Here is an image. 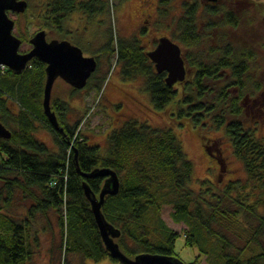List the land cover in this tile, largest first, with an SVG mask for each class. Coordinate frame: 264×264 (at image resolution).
Listing matches in <instances>:
<instances>
[{"label": "trees", "instance_id": "obj_1", "mask_svg": "<svg viewBox=\"0 0 264 264\" xmlns=\"http://www.w3.org/2000/svg\"><path fill=\"white\" fill-rule=\"evenodd\" d=\"M40 1L29 5L43 9L39 20L49 33L68 35L71 18L80 27L78 23L88 17L90 35L97 33L99 24L107 47L95 54L99 66L86 88H103L106 78L99 75L100 62L106 59L110 65L113 55L124 63V78L146 68V90L155 108L161 110L176 100L180 110L173 118L185 119L205 134V151L218 162L219 173L216 181L196 180L194 163L175 128L137 118L112 127L102 147L91 145L78 125L68 122L69 101L58 97L53 98L52 110L64 133L57 132L44 113L46 64L34 58L19 74L0 67L1 122L12 133L10 139H0V264H27L32 258L33 244H40L41 232L52 223L36 227L38 214L48 221L56 217L67 244L65 260L70 252L97 262L109 258L83 188L87 182L99 196L106 177L86 178L79 168L87 174L96 168L118 174L120 190L106 197L102 209L107 221L121 231L116 241L129 257L143 253L178 257L176 244L183 237L184 246L197 251L189 264H199L203 258L209 264H264V139L259 136L264 129V103L257 105L264 98V65L259 63L255 44L238 42L235 36L216 40L209 47L215 49V57L198 59L189 54L190 72L183 81L168 86L166 75L157 73L147 54L130 57L126 45L117 41L115 0ZM237 19L232 13L227 21H214L225 29L231 25L234 35L241 29ZM248 24L246 19L247 30ZM187 30L189 40L204 41L193 40L194 30ZM182 41L190 46L188 40ZM139 47L133 48L135 55ZM70 87L72 93L80 92ZM257 114L263 115L261 122ZM36 123L52 133L57 151L36 138L40 128ZM212 132L221 136L213 138ZM224 144L241 162L243 177L226 178L232 159L226 161L229 156L222 154ZM210 148L218 150L211 153ZM25 202L30 204L23 209ZM17 206L20 209L15 211ZM165 206L172 207L175 223L186 226L181 233L163 221Z\"/></svg>", "mask_w": 264, "mask_h": 264}, {"label": "rangeland", "instance_id": "obj_2", "mask_svg": "<svg viewBox=\"0 0 264 264\" xmlns=\"http://www.w3.org/2000/svg\"><path fill=\"white\" fill-rule=\"evenodd\" d=\"M29 4H37L40 0H27ZM42 1V0H41ZM41 1L39 3H41ZM152 1L155 0H122V3L115 11V30L116 36L120 38L121 36H128L132 33L133 29L138 23H141L144 18V12L152 14L153 17L148 18L150 23L154 25L162 19L160 28L157 29L152 27L149 32L150 38L167 36L174 39V41L180 45H184L187 49V53L191 54L193 58L204 59L206 55L205 52L208 51L211 44H214L213 40H204L195 43L188 40L190 46L182 40H179L177 35L179 28V21L181 15L183 14L182 8L179 6L180 0H174L171 4L175 7L171 11L164 14L156 13L150 6ZM245 9V18L248 20V30L246 28H241L234 31V35L238 42L242 40L244 42H252V45L256 48L259 57V63L264 65V0H245L243 2ZM236 9V8H235ZM43 10L41 7L32 8L29 5V9L24 14L11 15V18L16 21L15 34L23 37L24 40H29L31 37L42 29V23L40 22V11ZM33 12V13H32ZM241 13V11L239 12ZM35 17H34V15ZM146 18V19H147ZM208 14L204 16V22L208 25L209 22L215 23L223 22L224 19L211 18ZM89 20V18H86ZM203 19V18H202ZM215 20V21H214ZM90 21V20H89ZM199 21V19H198ZM74 20L68 22V28H76L77 24ZM82 24V23H78ZM246 25V21L243 26ZM245 31V32H244ZM76 33L72 39L69 41L75 45L80 46L83 50L84 55L94 56L103 51L104 45L106 46V39L103 34L97 40H92L95 38L94 35H90L89 32L85 33V36L79 37ZM121 35V36H120ZM63 38L67 36V33L60 35ZM59 34L55 31L48 32V39H61ZM62 38V39H63ZM246 39V40H244ZM82 40V41H81ZM128 46L126 40H117ZM129 41V40H127ZM137 41V40H136ZM135 41V43H136ZM157 40H142L136 43L134 49H137L140 45L141 55H145L146 51L153 49ZM80 43V44H78ZM118 44V43H117ZM138 45V46H137ZM30 49V45L24 44L22 50ZM117 55H113L110 60V65L106 63V59H102L100 62L99 75L105 80L102 89L93 90L92 88H86L78 93H72L71 87L64 82L62 79H58L53 88V98H60L65 101H69L70 111L67 113L66 118L71 125H78V130L80 133L87 137V142L91 145L102 147L105 145L107 140V134L115 125H120L123 121L128 119L137 118L142 120L144 123L153 124L156 126H173L179 135L184 149L189 157V159L194 163L195 168V179H213L214 181L218 178V162L212 160L210 156L206 153L204 147V136L203 132H198V130L192 128L188 124V121L183 119H174L173 114L179 113V106L175 101L169 102L163 109L155 108L153 101L151 99L150 93L146 90V68L145 72L136 73L131 77L124 78L123 61L118 62ZM261 65H259L261 67ZM126 66V65H125ZM144 66V65H143ZM262 68V67H261ZM108 73V74H107ZM264 103V98L257 105L260 106ZM116 105H120L121 108H116ZM18 109V108H17ZM260 122L263 115L258 116ZM181 123L182 126L180 125ZM40 127V123H36ZM263 128L259 130V136L264 139ZM213 138H218L221 135L215 132L210 133ZM36 138L46 144L53 151L58 150V145L54 140V136L47 129L40 127L35 132ZM225 150L222 151L224 156H229L227 160L232 159L231 163L227 165V169L231 171L226 176L230 178L234 175L243 177V167L240 161L235 157L230 155L231 146L229 144L223 145ZM211 149V148H210ZM218 149L212 148L211 153H215ZM21 198V194H19ZM29 202L22 204V208L26 209L29 206ZM20 207L17 206L15 211L19 210ZM62 210L65 211L64 208ZM14 211V210H13ZM11 212V210L9 211ZM172 207L165 206L162 210L163 221L177 233H181L186 226L183 223H175L171 218ZM19 213V212H17ZM25 213V212H22ZM13 214V213H12ZM37 223L36 227H45L49 225L51 220V225L47 229H43L40 234V244H33L34 254L27 264H120L114 262L110 258H106L100 262L94 259L84 257L83 255L70 252L66 255V241L65 235L62 229H60L56 217H50L49 221L43 214L36 215ZM176 252L178 258L185 262L186 264L191 263L197 256V251L192 248L184 246L183 237L177 241ZM199 264H209L205 258L201 260Z\"/></svg>", "mask_w": 264, "mask_h": 264}, {"label": "water", "instance_id": "obj_3", "mask_svg": "<svg viewBox=\"0 0 264 264\" xmlns=\"http://www.w3.org/2000/svg\"><path fill=\"white\" fill-rule=\"evenodd\" d=\"M28 6L27 0H0V66H6L19 74L29 66L34 58L46 64L44 113L51 126L57 132L64 133L56 112L52 110L54 85L58 79H62L75 89L85 88L96 71L98 62L95 57H86L83 50L69 40H48L45 30L38 31L30 39L32 45L30 51L20 52L22 40L14 34L15 21L11 19L9 12L24 13ZM148 57L159 73L167 72L165 81L168 86H173L185 79L186 67L181 48L170 38H161L157 47L148 52ZM11 136V131L1 122L0 116V139H10ZM78 171L86 178L106 177L99 196L87 182L83 183V188L91 205L104 247L112 259L120 264H186L178 257L171 255L143 253L134 258L126 255L116 241L121 236V231L107 221L102 209L106 197L116 195L120 190L118 174L109 168H96L88 174L82 173L80 168Z\"/></svg>", "mask_w": 264, "mask_h": 264}, {"label": "flooded vegetation", "instance_id": "obj_4", "mask_svg": "<svg viewBox=\"0 0 264 264\" xmlns=\"http://www.w3.org/2000/svg\"><path fill=\"white\" fill-rule=\"evenodd\" d=\"M173 1L174 0H155V1H152L150 6L153 8V10L156 13L164 14L166 12L171 11L172 8L175 7L174 4H171V2H173ZM244 1L245 0H180V1H178L179 6L182 8V12H183V14L181 15V19L179 21L180 23H179L178 33H177L179 40H189V38H188L189 33L187 32L188 28L193 29L195 32V35H193V40H213L214 42L216 40H234L233 39L234 28H232L231 25L228 24L227 25L228 28L225 29L223 26H219L216 22L215 23L209 22L208 25L204 22V24H203L204 16H205V14H208L211 18L224 19L227 21L229 14L232 15V13H233V15L235 17L237 15L238 27L244 29L243 24L246 21L245 13H244L246 7H244V5H243ZM120 2L122 3V0L121 1H119V0L114 1V5H115L116 10L119 9V7L121 5ZM240 11H241V13H239ZM144 13H145L144 14L145 20H142L141 23H138L130 35L124 36V37L120 35L121 37L118 38V40H126V43L128 46H125V52L130 57H133V56L135 57L138 55L137 52H136V55L134 54L135 51L133 49L134 46H136V43L138 41L157 40L154 48L146 51V54H147L148 52L153 51L157 47L161 38L167 37V36H162V37H156V38L148 39L150 29L152 27L153 28L155 27L157 29L160 26V24L162 23V19H159V22L154 25L153 23H150V20H148V18L153 17L152 14H150V13L148 14V12H144ZM12 14L19 15L15 12H9L10 17ZM147 16H148V18H147ZM211 18H209V19L211 20ZM198 19H199V21H198ZM100 20H101L100 16H98V22H100ZM190 23H194V25L188 26V25H190ZM82 28H83L85 33L92 30V28L89 25V20L84 21L80 27L76 26V28H74V27L69 28L67 39L68 40L72 39L74 36H71V35H74L76 33V30L78 32L77 33L78 38L79 37L83 38L85 36V34H83ZM96 29L98 31L95 35V38H92V40H97V38L99 39L101 37V30H100L99 24H97ZM85 30H87V31H85ZM169 38H171V37H169ZM171 39L174 40L173 38H171ZM127 40H129V41H127ZM29 41L30 40H28V42H24L23 44L30 45ZM135 41H136V43H135ZM78 44H80V43H78ZM140 47L142 48L141 45H140ZM180 47H181L182 57L184 59L187 71L190 72V68H189V64H188L189 63V61H188V55L189 54L187 53V49L183 44L180 45ZM30 49H31V45H30ZM30 49H28V51ZM213 50H215V49H211V50L208 49V51L204 53L206 55V57L204 59L209 60L210 58L215 57L216 51L213 52ZM21 51L25 52L26 50H22V48H21ZM91 57L96 58V60L98 62V66H99L98 56L95 55V56H91ZM153 65L155 67V64H153ZM98 66H97V69H98ZM208 66H209V64L205 65V67H208ZM211 66H212V64H210L209 67H211ZM97 69H96V71H97ZM155 69H156V67H155ZM159 74L167 75V72H162Z\"/></svg>", "mask_w": 264, "mask_h": 264}]
</instances>
